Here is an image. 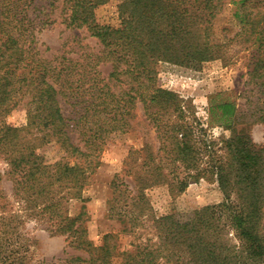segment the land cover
<instances>
[{
    "label": "trees",
    "instance_id": "obj_1",
    "mask_svg": "<svg viewBox=\"0 0 264 264\" xmlns=\"http://www.w3.org/2000/svg\"><path fill=\"white\" fill-rule=\"evenodd\" d=\"M107 2L0 0V154L6 174L29 216L87 256L47 264H264V143L251 133L255 124L264 127V0H121L118 28L97 22L96 9ZM227 2L236 7V25L223 28L216 40L214 24ZM58 17L70 28H85L103 46L101 55L44 57L39 34ZM237 46L253 53L243 107L216 94L204 121L191 101L158 84L162 62L194 69L217 60L230 64ZM103 62L111 64L106 77L97 69ZM62 102L71 108L69 116ZM22 103L27 124L10 126L5 117ZM140 107L158 149L140 162L139 151L131 153L128 174L136 185L113 181L109 215L127 223L123 233L150 236L123 251L113 233L100 245L92 242L85 208L71 215L68 205L84 201L103 145L131 130ZM215 127L223 130L217 138L210 133ZM72 131L83 146L73 142ZM53 144L62 157L39 153ZM200 180L216 183L223 200L157 216L144 195L160 184L183 193ZM0 204L5 209L1 198ZM4 215L0 227L16 217ZM1 264L25 263L15 256Z\"/></svg>",
    "mask_w": 264,
    "mask_h": 264
},
{
    "label": "rangeland",
    "instance_id": "obj_2",
    "mask_svg": "<svg viewBox=\"0 0 264 264\" xmlns=\"http://www.w3.org/2000/svg\"><path fill=\"white\" fill-rule=\"evenodd\" d=\"M121 0H109L96 9V19L100 25H109L118 28L121 24L119 5ZM235 5L227 2L224 11L216 19L214 24V36L216 40L221 37V31L225 27H234ZM39 34V45L44 57L54 60L58 56L66 54L69 57H79L91 53L95 58L101 55L103 46L92 38L85 28H70L62 18ZM232 63L225 64L217 60L206 64L199 69L182 67L166 62L158 65V84L160 87L179 94L185 100L195 105L197 116L208 119L207 108L211 97L216 94H224L231 100H235L241 107L246 101L247 72L252 62L253 53L237 46L231 49ZM98 71L106 77L111 71L110 63H99ZM64 103L62 102V105ZM63 112L70 115L69 105H63ZM241 118V117H240ZM5 122L10 126L21 128L27 124V114L24 103L12 110ZM245 122V119L240 122ZM210 133L215 137L221 136L223 130L215 127ZM251 133L256 143H264V127L255 124ZM225 134H227L225 132ZM73 142L83 146L77 131H72ZM157 134L153 126L144 116L140 107L136 110V118L132 122V128L125 134H117L111 137L102 147L99 156V166L91 175L90 184L84 191V201L72 200L68 209L71 215H77L85 208L87 213L86 227L88 236L96 245H100L106 234L119 236L121 250H130L134 244L148 238V233L140 236L137 233H123L127 223L121 219L111 218L109 215L111 201L114 197L113 181L117 184L126 183L130 189H134L135 177L130 176L133 162L131 153H136L139 162L148 152L155 154L158 149ZM39 153L52 158L62 157L57 145L44 146ZM74 162V159H69ZM7 161L0 154V198L5 203V209L0 210L4 216H16L8 225L0 227V264L3 257L16 256L25 264H47L65 258L87 257L85 253L68 246L66 237L52 235L46 227L48 223L38 221L29 216L26 205L15 198L13 181L6 174ZM145 197L155 215L163 216L174 213H188L208 205L218 204L223 200V194L216 183L200 180L193 182L183 192L178 193L168 184H160L144 191ZM1 206V204H0ZM141 233V232H140Z\"/></svg>",
    "mask_w": 264,
    "mask_h": 264
}]
</instances>
